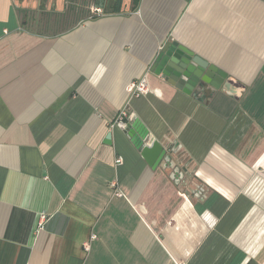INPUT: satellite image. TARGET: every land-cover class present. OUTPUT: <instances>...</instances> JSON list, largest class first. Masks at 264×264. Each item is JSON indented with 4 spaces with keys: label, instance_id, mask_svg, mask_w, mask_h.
Returning <instances> with one entry per match:
<instances>
[{
    "label": "crops",
    "instance_id": "1",
    "mask_svg": "<svg viewBox=\"0 0 264 264\" xmlns=\"http://www.w3.org/2000/svg\"><path fill=\"white\" fill-rule=\"evenodd\" d=\"M76 1L0 0V264H264V0ZM167 41L221 88L154 75ZM126 104L168 165L113 125Z\"/></svg>",
    "mask_w": 264,
    "mask_h": 264
},
{
    "label": "water",
    "instance_id": "2",
    "mask_svg": "<svg viewBox=\"0 0 264 264\" xmlns=\"http://www.w3.org/2000/svg\"><path fill=\"white\" fill-rule=\"evenodd\" d=\"M150 70L164 82L186 94L202 90L220 89L224 82L225 74L215 66L209 64L190 50L175 41H167L159 48ZM125 134L137 149L140 155L151 168L165 163H170L167 148L158 140L149 141L148 131L139 119L128 123ZM110 134H107V141ZM109 143V141L107 142ZM172 168L176 169L174 166Z\"/></svg>",
    "mask_w": 264,
    "mask_h": 264
},
{
    "label": "built area",
    "instance_id": "3",
    "mask_svg": "<svg viewBox=\"0 0 264 264\" xmlns=\"http://www.w3.org/2000/svg\"><path fill=\"white\" fill-rule=\"evenodd\" d=\"M96 11H99V9H96ZM127 92L129 94L130 97H139L143 94H146L149 92V86H148V81L145 75H143L141 78L132 81L128 87H127ZM135 114L133 111H131L129 109L128 104H126L125 106H123V108H121V110L118 112L113 125L117 126L123 130L126 129L128 123H130L131 121H133L135 119ZM121 160L117 159L116 162L119 163ZM111 186L114 188L116 187V183L115 182H111ZM115 195L116 196H121L122 193L120 192V190L115 189ZM45 220V216L41 215L40 216V221L38 222V228H42L43 227V222ZM96 236L95 235H91V240L95 239ZM84 249L86 250L88 248V243H84L83 244Z\"/></svg>",
    "mask_w": 264,
    "mask_h": 264
},
{
    "label": "rangeland",
    "instance_id": "4",
    "mask_svg": "<svg viewBox=\"0 0 264 264\" xmlns=\"http://www.w3.org/2000/svg\"><path fill=\"white\" fill-rule=\"evenodd\" d=\"M77 2V4H79V6H78V12H79V14L78 15H83V14H91V13H93V9L91 10L90 8H88L89 7V3H92L93 2V0H77L76 1ZM39 8V7H38ZM36 13H38V12H36ZM40 14V16H41V12L39 13ZM42 18V17H41Z\"/></svg>",
    "mask_w": 264,
    "mask_h": 264
},
{
    "label": "trees",
    "instance_id": "5",
    "mask_svg": "<svg viewBox=\"0 0 264 264\" xmlns=\"http://www.w3.org/2000/svg\"><path fill=\"white\" fill-rule=\"evenodd\" d=\"M115 1L121 2L122 0H115ZM137 2H138V0H133V5H132V8H133V9L137 6ZM119 8H120V7L118 6L117 9H119ZM117 9H116V11H118Z\"/></svg>",
    "mask_w": 264,
    "mask_h": 264
}]
</instances>
